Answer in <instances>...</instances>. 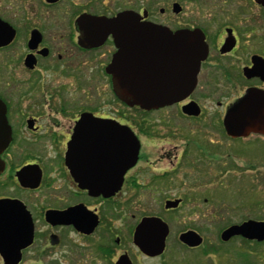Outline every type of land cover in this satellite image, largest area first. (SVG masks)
<instances>
[{
	"label": "flooded vegetation",
	"instance_id": "1",
	"mask_svg": "<svg viewBox=\"0 0 264 264\" xmlns=\"http://www.w3.org/2000/svg\"><path fill=\"white\" fill-rule=\"evenodd\" d=\"M163 1L8 0L0 7V112L6 133V146L0 153V203L9 206L8 212H0V218H18L29 223L32 231L31 244L21 251L18 264L36 245L38 254L59 246L61 231L79 239L102 231L103 239L114 237L119 245L120 237L113 232L117 208L130 209L143 189L155 196L166 195L157 201L158 207L161 212H175L185 200L176 197L181 176L202 180L207 187L213 177L231 172L221 159L230 157L226 152L229 143L237 142L234 152H240V139L245 138L228 137L222 119L227 108L240 102L249 89L264 91L260 76L244 74L254 61L264 62V7L255 0H247L246 7L241 6L243 0H200L203 9H198L196 0H169L157 16L155 6ZM174 4L180 8L178 13L172 12ZM58 7L65 25L52 22L59 12L52 10ZM125 11L134 14L140 24L150 22L172 33L199 31L207 48L191 92L160 109L129 108L144 116L134 125L129 124L130 117L114 109L118 98L106 71L117 51L113 38L108 36L94 47L82 46L79 41L84 31L75 26L81 17L111 19ZM175 72L180 74V70ZM213 98L233 102L226 104L222 113H210L203 105ZM190 103L198 106L196 116L183 112ZM171 109L176 112L172 115L175 119L186 123H150L147 118ZM102 125L109 131L117 125L127 127L139 141L137 161L125 171L119 187L116 167L107 161L113 152L101 149L111 144L100 139ZM211 127L221 140L212 139ZM251 136L264 140L258 134L247 138ZM154 142L160 144L157 149L151 145ZM138 173L143 182H139ZM174 201H179L176 208H166L167 202ZM67 211L95 218L97 226L85 235L72 225L47 219L50 214ZM159 214L142 216L139 221L150 217L162 220ZM106 247L117 258L126 253L114 255L112 248Z\"/></svg>",
	"mask_w": 264,
	"mask_h": 264
},
{
	"label": "water",
	"instance_id": "2",
	"mask_svg": "<svg viewBox=\"0 0 264 264\" xmlns=\"http://www.w3.org/2000/svg\"><path fill=\"white\" fill-rule=\"evenodd\" d=\"M58 0H47L55 3ZM264 7V0H255ZM180 10L174 4L173 13ZM1 23V21H0ZM75 26L83 30L79 44L97 46L111 36L116 53L107 66L112 76V86L120 102L129 108L138 107L149 111L171 106L183 100L194 88L200 62L207 54L204 37L199 31L172 33L165 27L150 22L140 24L129 11L121 12L114 18L81 17ZM85 45V46H86ZM177 55L174 57V55ZM259 59V58H258ZM263 64H262V63ZM180 70V74L175 72ZM246 77L260 76L264 80V62H253L251 69L244 71ZM183 112L196 116L198 106L190 103ZM4 115L0 112V153L6 146ZM223 128L232 139L247 138L251 134L264 136V91L249 89L240 102L230 105L222 119ZM98 132L96 138H98ZM100 139L111 141L102 146L113 152L111 161L116 167L117 186L126 170L133 167L138 158L139 141L127 127L116 126L112 131L102 125ZM115 153V158H114ZM108 197V195H104ZM179 201L167 202L166 208H176ZM9 211V206L0 203V212ZM13 218H0V257L3 264H18L21 251L31 244V226ZM47 219L53 224L72 225L82 234L89 235L97 226V220L83 214L67 211L50 214ZM168 225L159 218H142L132 234V244L144 256H160L166 246ZM220 240L228 242L234 237L257 243L264 242V222L247 220L231 225L220 233ZM178 241L188 248H197L202 237L194 231L179 235ZM119 241L117 240L116 243ZM114 264H133L126 253L120 255Z\"/></svg>",
	"mask_w": 264,
	"mask_h": 264
},
{
	"label": "rangeland",
	"instance_id": "3",
	"mask_svg": "<svg viewBox=\"0 0 264 264\" xmlns=\"http://www.w3.org/2000/svg\"><path fill=\"white\" fill-rule=\"evenodd\" d=\"M7 1L0 0V7ZM168 1L156 4L154 14L158 16V9L166 7ZM195 3V7L203 9V5H199L200 0H196ZM182 5H187L191 9V6L184 2ZM241 6L246 7L247 0H243ZM60 10L59 7L52 10L59 11L55 13V20H52L57 26L66 24V20L59 16ZM250 11L254 12L253 9ZM231 102L233 99L213 98L203 106L210 113H222L223 107ZM114 109L130 117L132 123L129 121V124L141 123L144 119L142 113L127 109L119 101ZM174 114L176 112L171 109L161 114L149 115L147 118L150 119V123H186L175 119L172 116ZM218 118L219 115L216 119ZM211 132L213 140H221L215 127H211ZM151 145H155L157 149L160 144L154 142ZM228 145L230 149L226 152L230 153V157L222 158L221 162L225 163L224 167L230 166L228 169L231 172L213 177L211 185L207 187H204V182L200 183L202 180L185 179L181 176L180 192L174 196L185 200L175 212H161L157 201L166 195L155 196L152 191L144 189L137 194L138 197L130 209L117 208L118 215L113 232L120 237L119 245L115 244L114 237L111 240L103 239L102 231L87 239H79L61 231L62 240L59 246L53 247L46 254H38L39 247L36 245L21 264H114L117 257L111 253L105 256L99 251V248L106 246V249L112 248L114 255L119 256L125 251L133 264H245L246 261L250 264H264V242L261 245L249 246L241 241L242 238H234L224 243L219 237L228 227L226 225H238L247 220L264 222V140L254 136L240 139V152H234L237 150V142ZM151 161H154V158ZM137 176L139 182H143L140 173ZM156 213H161L159 215L168 225L170 233L166 238V249L160 257L149 259L132 244L131 232L142 216ZM187 231L196 232L202 237L203 243L192 249L181 246L178 237ZM245 251L248 252L247 256H241L240 253L245 254Z\"/></svg>",
	"mask_w": 264,
	"mask_h": 264
},
{
	"label": "trees",
	"instance_id": "4",
	"mask_svg": "<svg viewBox=\"0 0 264 264\" xmlns=\"http://www.w3.org/2000/svg\"><path fill=\"white\" fill-rule=\"evenodd\" d=\"M235 239H236V238H235ZM241 241H243V243L248 244L249 246H251V245H253V246H255V245H261V244L263 243V242H262V243L249 242V241L242 240V239H241ZM99 251L101 252V254L103 253V255H105V256H109V254H110V252H109V251H106L105 248H99ZM246 254H248V252H246V251H245V254H244L243 252L240 253L241 256H247ZM244 261H245V260H244ZM244 263H245V262H244ZM245 264H250V263H248V261H246Z\"/></svg>",
	"mask_w": 264,
	"mask_h": 264
}]
</instances>
